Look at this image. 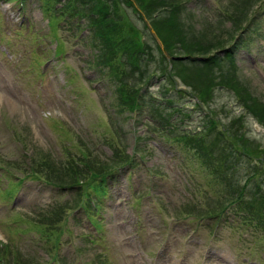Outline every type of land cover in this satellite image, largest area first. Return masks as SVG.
<instances>
[{
    "label": "rangeland",
    "instance_id": "374dc122",
    "mask_svg": "<svg viewBox=\"0 0 264 264\" xmlns=\"http://www.w3.org/2000/svg\"><path fill=\"white\" fill-rule=\"evenodd\" d=\"M82 1L72 0L81 10V12L74 11L78 15H84L86 12V3ZM97 1L100 2L99 5L101 6L102 0ZM115 1L103 0L102 3L111 4ZM219 1L222 9L217 16V1L187 0L184 17L187 19L195 15V20L189 18V22L181 23L179 31H176L174 27H169L167 28L168 32L164 35L169 40L175 41L182 37L181 41L185 43V45H181L183 49L187 47L193 50L202 43L204 48H208L207 53H212L225 45L229 41V37L234 36L236 33L232 32L231 20H229L228 16L223 21L217 22V20L224 18V4H226L228 11L231 9L230 5L237 4L240 6V0ZM11 3H2L0 5V168H2V165L5 166L7 162L16 160L22 155V143L18 141L15 134L20 136L22 142L26 141L29 147V154L34 155L33 148L49 153L53 152L54 155L51 154L55 157L57 163L61 162V164H58V168L61 170L65 169L63 162H68L63 160L69 154L67 150L78 147L79 143L84 148L90 147L93 149L91 154L87 150L89 153L87 156L88 161L100 159L99 161L113 164L117 161V156L112 150L110 142L93 148L88 141L86 133H94L93 137H97L94 128L96 131L101 128V132H108L111 116L116 117L115 122L119 124L121 133L125 134V150L141 154L142 150L139 149L141 141L138 137L149 131L144 125L145 119L137 117V115L125 114L124 111L120 112L119 115H115L112 106L113 85L110 81L108 82V97H103L101 94H104L103 90L106 89L102 90L95 85L94 78L91 77L94 73L87 67V63L93 59V54L97 50L93 44L94 50L89 44V42L92 43V34H88V30L83 31L85 29L84 25L81 31H77L75 23L70 20L68 15H64L57 22L58 29L55 31L53 29L49 30L47 18L42 13L41 0H27L25 10L22 13L18 6L14 5L15 1H11ZM58 3H61V1L57 2L58 8L67 6L62 7L61 11L68 12L70 10L71 3H62V5H58ZM127 10L132 22L140 29L143 42L145 45L148 44V49L146 58H144L140 68L135 71H133L130 62L127 59L124 60V78L129 81L132 79L144 81L148 74L154 75L156 67H159L162 61L158 74H161L164 70H169L171 65L173 67L177 65L176 68L178 70L184 64L188 67V71H192L191 73L194 75L185 77L189 87L181 85L179 88L181 90L189 89L190 93L196 94L192 87H197L201 89L199 96L206 97L207 88L197 80L199 76L198 66H191L182 61L181 63H175L172 58L182 53H179V50L175 51V49L169 50L166 48L162 41L160 42L157 38L146 17L142 20L135 13L137 12L136 10H132L130 7ZM107 17L105 23L114 24L117 21H125V17L119 14H116V18L113 14ZM153 17L156 19L157 26H162L160 24L161 19L165 18V15L161 16L158 11L153 14ZM22 21L25 22L26 26L24 29L18 30V25ZM28 30L30 37L34 39L44 35L43 31L49 33L48 36L57 32L59 39L62 41L60 44L65 48L63 55L52 62L51 59L49 60L48 63L51 64L48 73L44 75L45 77L42 80L32 82L30 85H28L25 77L21 74V69L27 67V61L12 49V40L16 43L17 50L23 51L25 49L24 42L17 39V37L28 38V36H25ZM126 31L136 37L135 31L130 27H127ZM128 33L122 31L121 34L127 39L129 37ZM214 42L215 44H213ZM37 43L40 47H44V42L41 39H38ZM157 45L161 47V51ZM201 54L204 55L203 53ZM49 57H51L50 54ZM236 60L239 61L238 65L234 64L237 69L227 65L223 70L217 68L214 72V78L217 81V85L214 86L216 106L211 115L215 118V128L219 132L224 131L223 125L229 129L227 134L220 133V137L227 141L228 148L233 155L231 160L236 163L233 171L235 176L234 184L244 185L248 183V179L251 176L253 178L252 182L255 184L259 182L258 186L264 192V20L257 29L256 34L247 40L246 47H241L237 50ZM147 62L151 65V69L149 71L147 67L148 74L142 77V71L145 69ZM72 69H76L79 72V81L74 87L76 88V94L79 93L80 96L76 99L72 97L71 89L73 87L65 84L67 74ZM30 72L34 73L32 69H30ZM171 72L173 75L176 73L175 69H171ZM164 77L168 79V75ZM210 78H213L211 74ZM154 81L159 84L158 89L154 87L149 89L155 98H159L161 82L156 78ZM186 97L192 96L187 94ZM253 109L257 112V115ZM247 111H251L255 116L247 113ZM85 116H91L90 120L84 119ZM192 119H196L195 124L197 126L201 121V116L194 112ZM85 121L88 124L87 126L84 124ZM212 121L205 118L206 127L202 126L199 128L200 132H204L210 138H212V135L209 136L208 130L214 126ZM217 122L222 126H218ZM61 126L66 129L64 130V138L59 131ZM148 133V138L144 139L146 155L143 158L139 154L143 164L142 169L139 173H132L128 182L133 183V189L126 184L125 191L127 196L120 201V206L127 205L134 213L129 205L132 195L140 197L142 195H137L139 191H147L146 181L151 174V169L158 167L168 175L175 186V203L177 205H170L173 212L176 207L191 203L189 200L195 195L192 192L193 186L190 176L197 177L199 174L205 181H210V178L197 163H188V160L183 155L178 154L177 157L184 166L182 168L169 157L174 150L167 141L155 135L154 132ZM230 133L235 137L230 138ZM243 139L249 140L251 143L238 146L237 140L244 142ZM115 142L118 143V139H115ZM78 155H80V152ZM217 158L213 159V161L217 162ZM114 159H116L115 162L113 161ZM239 159L240 162H238ZM82 160L76 158L75 162L80 163ZM48 165L54 166L53 164ZM168 165L171 169L168 168ZM210 166L212 168L214 164H210ZM31 168L34 173L41 174V171L47 173L46 169H43L40 164L33 165ZM125 169L129 170L130 168H123V170ZM10 176L15 182L19 181L18 176L13 174H10ZM20 176L22 177V175ZM27 180L30 182L24 184L29 190L25 191L30 196H33L31 198H36L37 201L43 202L47 199V195H50L51 192L54 193L53 188L48 187L46 185L48 183L44 180L37 178H27ZM39 185L44 188L40 190ZM183 185L186 186V198L179 192V187ZM17 186L7 176L0 175V205H9L15 208L12 211L7 206H0V253L5 249L7 258L12 256L15 261V256L21 253V257H24V264H42L49 260L48 255L42 251L44 248L47 249L46 243L49 239L41 234V229L31 217L33 215V203L25 196L17 199L15 204L9 198L16 196L15 190ZM225 187V182L217 179L216 185L212 184L210 190L204 191L223 190ZM126 192H123V194H126ZM43 194H46V196H38ZM120 196L122 197V195ZM201 203H207V201L200 197L198 204ZM77 204L78 199L68 211H73ZM153 204L154 210L161 212L167 219H174V214H169L159 199H155ZM211 205L215 207L214 204ZM120 206L117 203V198L114 200L113 195L108 199V211L107 214H104L105 232L102 224L96 238L89 236L91 242L96 244L93 247L90 244L87 245L82 238L83 233L89 234L88 231L93 230V227L83 225L80 222L79 209L68 214V216L70 215L69 225L72 234H69L66 238L72 237L71 239L76 241L75 246H69L64 251V256L68 263L79 264L89 260L91 263L100 264H198L199 262L201 264L203 259L211 262L212 256L217 253L219 256H226L221 254L225 250H227L225 252L232 251V253H235L233 248L237 242L235 231L226 223L220 224L216 232L215 228L212 229L208 226L199 227L196 219L187 217L195 221L191 222V220L184 217L186 221L182 227L183 235L174 236L168 243L160 244L161 235L168 231L160 234L159 227H156L150 221L144 220L138 221V227H134L127 220L126 215L123 214L127 213V211H121ZM100 212H102V209L98 208L97 215ZM112 213L114 215H111ZM184 216H186V213ZM37 219L40 220V217ZM207 221L213 223V221ZM219 221L220 219H218V223ZM17 222H23V234L15 239L16 235L12 234L9 228ZM154 229L155 231L152 232ZM14 230L17 233L20 232L19 227H15ZM136 230L141 236V244L134 235ZM102 240L104 242L101 243ZM5 242L9 243L5 244ZM106 243L110 245L113 251L108 248ZM228 248L230 249L228 250ZM161 252L167 255L166 258L156 257ZM32 257L35 261L29 260ZM93 257L100 259V262H94ZM214 261L218 262L217 259ZM261 262L264 264V260Z\"/></svg>",
    "mask_w": 264,
    "mask_h": 264
},
{
    "label": "trees",
    "instance_id": "16d2710c",
    "mask_svg": "<svg viewBox=\"0 0 264 264\" xmlns=\"http://www.w3.org/2000/svg\"><path fill=\"white\" fill-rule=\"evenodd\" d=\"M5 1H9V0H5ZM137 1L143 8L148 10L147 13L150 15L149 17L151 19L153 18L152 15L155 13L157 9L159 8L168 9L169 7L174 6L176 3L175 2L176 0H137ZM45 2L48 3L47 0H45ZM102 2L100 6L99 5L100 2L97 0H86L85 2L86 12L84 13V15L87 16L88 19V24H86V26L92 29L93 38L102 46V52L97 57V63H98L97 67L101 69L102 68L101 66L104 65L109 66L110 69L115 73L116 78H118L119 80L120 75L124 71L123 69V65H125L124 60L127 59V61L130 62L133 71H135L136 69L140 68L141 63L144 61V58H146L147 48L145 47V44L140 37L137 36L134 37L132 34L126 31V27L124 24H120V23L110 24L108 22L103 24V18H108L107 16L110 15L109 7H111V4H105ZM254 2L255 0H240V6H238L237 4L231 5V9L226 11V13L228 17H230L233 20V22L237 24L241 21L243 16L246 15L247 8ZM79 12H81V10ZM165 22H167V24ZM181 23L184 22L179 18L178 15L172 12L168 17H166V19H161L160 24L162 26L160 25L157 26L156 20L155 23H153L154 27L157 30L158 35L161 37V39L164 42L165 47L168 48L169 50L170 49L173 50L174 47L179 48V44L185 45V43L181 41L182 37H180L175 41V40H169L168 37L166 38V36L164 35L165 33L168 32L167 28L169 27L170 28L174 27L176 31H179V25ZM122 31L128 33L129 37L127 39L121 36ZM185 51L191 52V50L188 49L187 47ZM162 62L160 66L162 65ZM150 66L151 65H149L147 62L145 66V70L142 71V77H145L148 74V72L146 71L148 69L149 70L151 69ZM143 84L144 81H141L139 79H132L131 81H127L125 83L120 82L117 83V85L115 84L114 87L116 88V91L118 90V92L120 93L118 97L119 108L133 109L138 107L140 101L143 99V95L141 94ZM253 111L257 115V112L254 109ZM78 150L80 152V155L76 156V158L83 160L80 163L67 160L69 163H64L65 164L64 170L59 169L58 166L55 165V160L53 159L51 154H47L43 151L35 152L36 156L33 162H35L34 165L40 164V166L43 169H46L47 173L41 171V175L46 176L47 178H50L52 180L61 182L62 184L70 183L73 185H77L79 188L82 187V189H85L86 186L90 185L91 180L93 182L99 175L108 171L112 165L110 166L108 162L99 161L100 159H98L97 161L94 159L88 161L87 156L89 155V153L86 155L84 149H82L81 147H79ZM48 164H53L54 166H50ZM56 164H61V162ZM31 165H32L31 163L30 164L25 163L24 165L18 164L17 170L24 174H28L32 172ZM259 199L260 197L258 198V200ZM258 200L253 205V207L254 210L256 211V216L262 218V220L264 221L263 219L264 197H262V201L260 204L258 203ZM65 209L67 208L62 206V208H60L59 210L53 211L51 213V215L54 216L53 219H55V221L60 220ZM250 224L257 225L258 227H260L261 231H264V228H262L258 223L251 221Z\"/></svg>",
    "mask_w": 264,
    "mask_h": 264
}]
</instances>
